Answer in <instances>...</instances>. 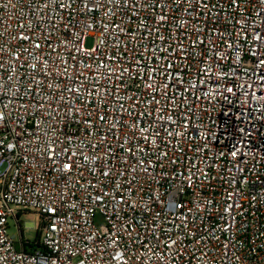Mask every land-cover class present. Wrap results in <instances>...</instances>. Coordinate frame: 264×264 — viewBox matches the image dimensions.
<instances>
[{"label": "built area", "instance_id": "obj_1", "mask_svg": "<svg viewBox=\"0 0 264 264\" xmlns=\"http://www.w3.org/2000/svg\"><path fill=\"white\" fill-rule=\"evenodd\" d=\"M0 264H264V0H0Z\"/></svg>", "mask_w": 264, "mask_h": 264}, {"label": "rangeland", "instance_id": "obj_2", "mask_svg": "<svg viewBox=\"0 0 264 264\" xmlns=\"http://www.w3.org/2000/svg\"><path fill=\"white\" fill-rule=\"evenodd\" d=\"M93 45V39H89L87 41V46L88 47H92ZM21 221H22V225L24 228V239L26 241H30V242H35V240L37 239V228L39 226V220L37 217H34L32 213H27L26 215H23L21 217ZM27 224H31V225H35L37 228L34 229L32 227H28ZM9 232L12 236H16L17 240H20L19 237V231L17 228V224L14 220H10L9 221Z\"/></svg>", "mask_w": 264, "mask_h": 264}, {"label": "crops", "instance_id": "obj_3", "mask_svg": "<svg viewBox=\"0 0 264 264\" xmlns=\"http://www.w3.org/2000/svg\"><path fill=\"white\" fill-rule=\"evenodd\" d=\"M27 213H32V212H23V213L21 214V217H22L23 215H26ZM32 214H33L34 217H37V218H38V220H39V224H40V220H41L40 216H39L38 214H35V213H32ZM21 217H20V219H21ZM27 226H28V227H32V228H34V229L37 228L35 225H31V224H27ZM23 229H24V228H23ZM28 242H30V241H28ZM35 248H36V247H35V245H34V242H30V244H27V246H26V249L29 250V251H33Z\"/></svg>", "mask_w": 264, "mask_h": 264}]
</instances>
